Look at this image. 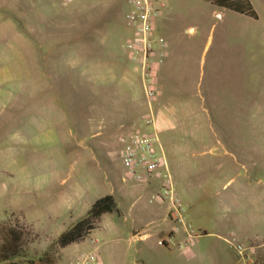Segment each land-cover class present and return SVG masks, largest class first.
Instances as JSON below:
<instances>
[{"label":"rangeland","instance_id":"1","mask_svg":"<svg viewBox=\"0 0 264 264\" xmlns=\"http://www.w3.org/2000/svg\"><path fill=\"white\" fill-rule=\"evenodd\" d=\"M162 1V11L171 13L181 26L180 38L185 42L196 31L200 39L191 53L174 56L170 71L181 101L177 104L189 107L154 106L156 118L163 115L167 120L159 135L186 206L192 240L201 238L188 243L196 253L191 264L221 260L245 264L231 242L219 248V242L204 232L264 235V0H252L261 19L250 23H243L231 10L232 17L218 19L210 0ZM2 2L8 6L0 24V71L25 81L30 75L31 86L27 105L26 99L13 97L0 110V145L7 138L4 132L12 131V148H0V264H69L93 248V238H99L102 264H166L165 248L176 255L181 242L164 243L145 232L174 227V222L152 212L162 202L167 212L169 200L151 201L159 185L146 186L129 177L121 141L129 126L109 127L97 117L104 98L117 99L120 88L133 90L148 105L139 62L126 48L134 35L127 18L131 4L128 0ZM87 40L93 41V58L105 56L112 66L107 80L101 77L93 83L85 58ZM76 41L85 58L78 68L70 57L71 43ZM76 69L77 87L71 82ZM56 71H63L61 82ZM93 102L100 107L92 110ZM107 194L117 197L120 212L106 213L82 242L49 250ZM18 225L26 232L13 252L7 233ZM179 232L188 234L183 228ZM254 243L257 264H264V246ZM6 256L9 259L3 261Z\"/></svg>","mask_w":264,"mask_h":264},{"label":"crops","instance_id":"2","mask_svg":"<svg viewBox=\"0 0 264 264\" xmlns=\"http://www.w3.org/2000/svg\"><path fill=\"white\" fill-rule=\"evenodd\" d=\"M211 1V0H210ZM252 3L253 8L256 10L258 16L255 17L253 15H250L248 13L240 12L235 9H232L227 6H221L213 1H211L214 4L213 8V14L217 16L218 19L222 20L225 19L227 16L233 15L232 12L235 13V15L238 16L239 19L242 20L243 23H250L252 20L255 19L259 21L261 19V14L257 10L256 5L252 0H250ZM164 3V2H163ZM164 5V4H163ZM8 4L5 2H2L0 4V24H3V20L5 19L4 15H2L3 9L7 8ZM12 9V7H11ZM230 10L232 12H230ZM232 13V14H231ZM178 25V26H177ZM6 26L9 27V23H6ZM12 28L14 26V21L12 19ZM181 27L179 24L176 23L174 20V17L171 15V13H166L164 10L162 11V15L159 17V19L156 21L155 25V32L154 35L156 37V45L157 48H162L166 50L167 56L165 60L157 64L154 69L155 73V81L158 87V93L156 95V98L154 100V105H160V106H166L167 108H188L189 106L177 104L181 103V101L178 100V96L176 95L177 88L175 86V82L171 80V68H172V59L175 55L180 54L183 51H189L190 53L193 50V47L197 44L198 39L197 38V32L194 31V33L190 34L192 37L189 40L181 39L178 35L177 29ZM190 30H194L195 28L192 26L189 28ZM179 30V29H178ZM178 32V33H177ZM181 35V33H180ZM92 40H87L86 47V59L88 62V68L93 71V83H95L94 80H100L101 77H104L105 80L108 79L109 76L113 73L112 66L108 61L105 60V56H103L102 60L100 59H94L93 55L90 53L91 46L93 45ZM71 55L70 57L76 62V68L79 67L80 60H84V56L80 55L79 53V42L76 41L74 43H71L70 46ZM92 51V50H91ZM105 55V54H104ZM68 56H66L67 58ZM91 57V58H90ZM90 58V59H89ZM72 60V61H73ZM121 64V63H120ZM139 70V68H138ZM73 74V72H71ZM77 73L78 70L76 69L74 80L72 82V86L75 85L78 86V79H77ZM47 76H51L50 72L45 73ZM55 76L59 78V81L61 82L63 71L55 72ZM19 77H16L14 73L9 72H1L0 71V110L4 109L7 103L10 101H13V97L22 99L23 102H25L26 99V105L30 101L29 100V91L31 86V76L28 75L25 81V77L23 79H18ZM73 78V75H72ZM104 80V84L107 83ZM15 90L19 92V97H15ZM21 93V95H20ZM117 99L113 100H107L104 98V102L102 103L103 111L102 113L98 114L97 117L102 119L103 122L108 124V126H115L118 129L125 128V126H129V128L139 127L144 124V119L146 114L148 113V105L142 101L139 96L133 92V90L129 89H123L120 88L117 93ZM56 106V103H54ZM100 107V104H96L95 102L92 103L91 109L95 110V108ZM106 110V111H105ZM95 114V113H94ZM95 115L91 116V122L95 121ZM25 122V118H24ZM26 123V122H25ZM28 123V121H27ZM29 124V123H28ZM165 124H167L166 117L163 115L157 119L156 126L158 131L165 128ZM11 130L7 129L4 133L7 134V138L3 140L2 144L0 145V148H3L4 150H9L12 148L11 142L12 139L9 137V134L11 135ZM96 134H99L97 132ZM146 186H154L157 185V183L152 184H145ZM119 201V200H118ZM162 202L160 204V207L156 208L157 211L152 210L154 213L162 214L163 220L167 221L168 223H173L169 217V210L167 212L163 211ZM105 215V214H104ZM104 217V216H103ZM0 219H3L0 216ZM27 224L32 228V226L27 222ZM173 227L171 229L167 230L168 232H145V235L147 237H156L159 241H162L166 236H169L172 232ZM32 231L33 228H32ZM175 238L176 240H179L182 242L183 240H186L187 234L185 232H176ZM204 235L209 237H214V239L219 242V248L222 247V243H230L229 240H232V237H238L242 240L250 241L249 243L257 242L259 243V246H264V235H261L259 232H204ZM201 238L195 237L192 242L195 244L197 241H200ZM165 256L167 258L166 264H191V258L196 256V253L192 251V247L189 246L187 249H180L179 252H177L176 255H173V249L165 248ZM205 255L207 252H204ZM204 255V259L206 258ZM147 263V261H146ZM151 264V263H147ZM208 264H213L212 262ZM214 264H225L223 260L215 262Z\"/></svg>","mask_w":264,"mask_h":264},{"label":"built area","instance_id":"3","mask_svg":"<svg viewBox=\"0 0 264 264\" xmlns=\"http://www.w3.org/2000/svg\"><path fill=\"white\" fill-rule=\"evenodd\" d=\"M131 9L127 13L129 23L134 28V35L126 43L133 58L137 59L141 72L143 86L148 98L149 111L145 116L144 124L130 128L121 134L124 144L123 162L129 177L144 184L157 183L160 189L151 197V201L161 199L169 200V219L174 222L171 234L163 239V242L176 244L175 234L182 228L187 231V238L177 243L180 249H187L193 234L187 221L186 206L182 197L178 194L163 149L159 131L156 126L154 100L158 93L155 81L154 69L162 63L166 56V50L157 48L154 35L156 21L162 15V0H128ZM182 224V226L180 225ZM244 258L245 264H257V244L234 242L229 240ZM93 248L85 250L73 259L69 264H102L99 251V238L92 239Z\"/></svg>","mask_w":264,"mask_h":264},{"label":"trees","instance_id":"4","mask_svg":"<svg viewBox=\"0 0 264 264\" xmlns=\"http://www.w3.org/2000/svg\"><path fill=\"white\" fill-rule=\"evenodd\" d=\"M214 3L227 6L240 12L248 13L255 17L258 16L256 10L253 8L250 0H211ZM120 203L114 194H107L99 198L92 205L88 213L73 224L69 229L64 231L59 238H57L50 246V251H57L63 249L73 243H79L85 240L101 223L104 214L110 212H120ZM20 226H11L8 230L7 237L10 244H13V252H16L18 242L24 237L23 231ZM28 232H31L30 230ZM8 256L3 258L7 261ZM1 261V260H0ZM15 264V263H9Z\"/></svg>","mask_w":264,"mask_h":264}]
</instances>
